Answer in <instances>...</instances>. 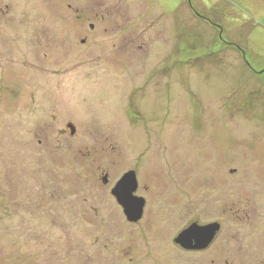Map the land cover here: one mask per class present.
<instances>
[{
  "label": "rangeland",
  "instance_id": "374dc122",
  "mask_svg": "<svg viewBox=\"0 0 264 264\" xmlns=\"http://www.w3.org/2000/svg\"><path fill=\"white\" fill-rule=\"evenodd\" d=\"M0 264H264V0H0Z\"/></svg>",
  "mask_w": 264,
  "mask_h": 264
},
{
  "label": "water",
  "instance_id": "95a60500",
  "mask_svg": "<svg viewBox=\"0 0 264 264\" xmlns=\"http://www.w3.org/2000/svg\"><path fill=\"white\" fill-rule=\"evenodd\" d=\"M136 189V176L134 172H129L124 175L112 191L123 207L127 219L132 222H137L142 218L145 205V200L142 197L134 195ZM219 230L220 225L218 223L206 226L194 223L183 230L175 242L186 249H204L211 244Z\"/></svg>",
  "mask_w": 264,
  "mask_h": 264
},
{
  "label": "flooded vegetation",
  "instance_id": "af4514ba",
  "mask_svg": "<svg viewBox=\"0 0 264 264\" xmlns=\"http://www.w3.org/2000/svg\"><path fill=\"white\" fill-rule=\"evenodd\" d=\"M73 132H74V129L72 130V133H73ZM132 172H134V171H132ZM134 174H135V172H134ZM135 176H136V174H135ZM120 180H121V179H120ZM120 180H119V181H120ZM136 180H137V179H136ZM104 181H105V182L107 181V177L104 178ZM119 181L117 182V184L119 183ZM117 184H116V185H117ZM116 185H115V187H116ZM137 186H138V183H137ZM115 187H114V188H115ZM114 188H113V189H114ZM113 189H112V191H113ZM111 193H112V192H111ZM134 193H135V192H134ZM112 194H113V193H112ZM113 196H114V195H113ZM114 197H115V196H114ZM144 200H145V199H144ZM219 231H220V230H219ZM219 231L217 232V234L219 233ZM217 234H216V236H217ZM216 236H215V237H216ZM213 241H214V240H213ZM213 241H212V242H213Z\"/></svg>",
  "mask_w": 264,
  "mask_h": 264
}]
</instances>
